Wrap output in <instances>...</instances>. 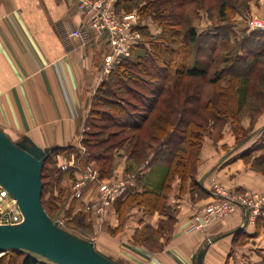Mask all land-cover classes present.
<instances>
[{"label":"crops","instance_id":"crops-1","mask_svg":"<svg viewBox=\"0 0 264 264\" xmlns=\"http://www.w3.org/2000/svg\"><path fill=\"white\" fill-rule=\"evenodd\" d=\"M246 10V16L239 12L229 20L234 36L241 28L247 29L244 19L264 20V0H247ZM229 22L211 24L201 31L197 28L198 34L211 33ZM82 23L69 0H0V127L14 142L27 136L43 149L79 147L93 99L108 77L101 71L108 50L104 38L91 32L89 41L83 43L63 35ZM263 132L264 114L245 143L238 144L230 128L212 144L205 142L193 178L185 187L176 178L165 200L172 215L146 211L138 205L121 208L130 193L119 199L103 224L106 232L100 249L94 242L97 251L128 264H196L195 257L202 250L203 264H234L237 259L247 264L264 263V223L261 219L250 223L243 211L203 231L182 233L199 207L213 201L211 175L230 191L264 192V174L256 172L248 160ZM127 162L125 158L119 169L114 166L113 176H122ZM152 168L148 161L137 171L149 177ZM159 178L152 175L150 184ZM97 190L93 184L87 186L84 204L96 197ZM144 191L138 185L133 192ZM169 222L172 227L160 238L162 244L148 247V239L132 243L143 228L156 231ZM117 230L118 236H111Z\"/></svg>","mask_w":264,"mask_h":264},{"label":"trees","instance_id":"trees-1","mask_svg":"<svg viewBox=\"0 0 264 264\" xmlns=\"http://www.w3.org/2000/svg\"><path fill=\"white\" fill-rule=\"evenodd\" d=\"M149 1L151 3L156 2V0ZM128 2L130 0H120L117 8L119 5H125ZM228 5L226 1L220 4L221 16L226 15ZM168 9H172L170 3L166 5L165 9L157 5L154 15H160L159 19L163 20L162 25L171 39L163 37L155 39L150 44V49L145 50L146 53L143 56L140 55L135 60L133 58L125 59L116 65L110 72L109 79L100 86L94 97L90 117L86 123L87 127L88 122L97 119L107 122L105 126L118 127L121 133L128 130L137 132L136 134L150 125L149 134L153 141L158 144L163 141L149 160V164L153 166L151 175L145 177L138 171L133 173L137 178L138 185L143 186L145 191L130 193L120 205L121 208L138 205L146 211L157 210L171 192L176 178L182 181L193 178V168L198 163L200 150L207 132L205 127L209 122V118L203 115L204 112H210L214 121H233L236 126L235 135L239 138L243 133L239 114L245 100L250 98L255 101L258 107L264 109V92H256L255 86L252 84L253 77L258 73L261 60L264 59V31L251 32L244 37L240 46L243 52L242 57L235 58L232 54L224 57L223 61L228 66L221 71L223 74L215 72L210 78V84L214 85L216 89L214 101L210 99L206 104L201 105L202 85L191 83L204 80L207 77L209 66L212 65L218 51L219 42L221 40L231 42V24L229 20H226L229 23L216 28L214 33L205 35H199L196 28H190L184 36L187 40L181 42V40L178 41V38L182 37L181 30L178 29L180 23L170 18L171 14L168 13ZM172 44L180 47L175 48ZM192 46H196L195 61H191L193 59ZM141 74L145 75L146 78L141 79ZM225 74L231 79L228 80L225 87H221L220 82L222 77L226 76ZM183 80H189V83L185 84L187 92L192 88L195 93L186 94L184 105L187 107L179 110L172 106L170 97L165 94L170 93L172 83L173 88L177 89ZM243 85L245 86L243 87ZM251 90L255 91L256 95L251 94ZM240 96L244 98V101L238 99ZM172 102L175 104V100ZM190 105L192 107L189 108ZM218 106H221L223 110H220ZM173 114H177L176 120H173ZM84 135H92L91 139H84L83 141L89 152L88 157L86 156L87 160L84 161L85 163L94 161L100 170L101 179H105L112 171L109 165L113 161V157L109 150L115 146L116 148L120 146L119 142L112 143V138L117 135L98 140L96 135L87 131V128ZM138 138L140 139L141 136L138 135ZM138 146L139 144L134 145L129 151V158L133 160L137 158V162L139 158L147 157L146 150ZM102 147L104 148L103 151H98ZM253 148L250 152L253 150L264 152V132ZM72 152L77 153L74 147H58L53 151L44 165L42 180H44V171L50 160L55 163L54 159L59 154L67 155ZM71 173L74 177V171ZM152 175L160 177L154 185L150 184ZM42 204L49 217L53 219L43 201ZM120 207L119 211L122 215ZM8 253L21 254L23 258L20 264H51L25 251L11 250L4 254L7 255ZM15 257L18 259L17 256Z\"/></svg>","mask_w":264,"mask_h":264},{"label":"rangeland","instance_id":"rangeland-1","mask_svg":"<svg viewBox=\"0 0 264 264\" xmlns=\"http://www.w3.org/2000/svg\"><path fill=\"white\" fill-rule=\"evenodd\" d=\"M164 1L165 0H156V2L154 1V3L153 2L151 3V1L149 0H130V2L126 3L125 5H119L118 8L116 6V13L118 14V16H120V18H122V20L127 21L129 20L128 17L130 18L133 17L135 19H132V20H135L136 22H138L137 30L140 34L141 43H140L139 48H137L133 52V55H132L133 60L137 59V57L140 55L143 56L146 53L145 50L150 49V44L153 43L155 39H161V37L171 39V36L169 35V33H167V30L162 25L163 20L159 19L160 15L159 16L154 15V10L157 5H160L162 9H165L166 5H169V3L170 5H172V9H168L169 10L168 13L172 15V16L170 15V18H172V20H174L177 23L178 22L180 23L179 24L180 28L178 29L181 30L182 37H179L178 41L181 40V42L183 41L185 42L187 40V38H185L184 36H185L186 31H188V29L190 28H196V29L198 28L199 31H201L204 28L207 29L211 24L215 25V24L224 22L226 20H231L239 13V11H241L243 16H246V12H247L246 0H168L167 2L166 1L164 2ZM224 1H226L229 4L226 10V15H225L226 17L225 16L223 17L220 15V4ZM244 20H246V24H247L248 19H244ZM244 20L242 19V22H244ZM260 20H263V19H260ZM198 29H197V32H198ZM263 31H260V32H263ZM211 32L214 33L215 31H211ZM238 32L240 34L235 35V36L231 34L230 36L231 42L228 40L227 41L221 40L219 42L218 51L215 54V58L212 62V65L209 66V73L207 77L204 80H199L197 82L193 81L191 83V84L200 83L202 85L203 94H202V98L200 102L201 105L206 104L210 99L214 101L213 97H214L216 89L214 85L210 84V78L213 76L215 72H221L222 70H224L225 67L228 66V64L223 61L224 57L229 56L230 54H232V56L235 58L236 57L240 58L243 56V52L241 51L240 46L243 42L244 37L248 35L250 31L248 29L241 28V30H238ZM233 39H236V40L234 41ZM172 43L174 42L172 41ZM172 45L175 48L180 47L179 45H176V44H172ZM195 48L196 46L191 47V53L193 54L192 55L193 59L191 61H195L194 60ZM109 74H108L107 79H109ZM221 74L223 73L221 72ZM140 77L141 79L146 78V76L142 74ZM253 78L254 79H253L252 84H254L255 86L254 90L256 92L257 91L264 92V59L261 60V64L258 67V73ZM229 79H231V77H228L227 75L222 77V80L220 82L221 87H225ZM186 83H189V80H183V82L180 83L177 89L173 88L172 86L173 83H172L170 85L171 86L170 93L167 92V94H165L167 97L168 96L170 97V103L171 104L173 103L172 106L175 108H178L179 110L183 109L186 106L184 105L186 94L188 93L189 95H192L195 93L192 88L189 90V92H187V87L185 85ZM167 86L169 85L167 84ZM244 86L245 85H243V87ZM255 91L251 90L250 92L251 94H253ZM254 95L256 94L254 93ZM238 99H240V101H244L243 100L244 98H242L241 96ZM173 100H175V104L176 103L178 104L175 105L174 102H172ZM263 100H264V97H263ZM190 107L192 106L190 105L189 108ZM218 107L220 108V110H223L221 106H218ZM241 108L242 109H241L239 116H240V125L243 128V133L240 135L239 138L236 137L238 144L245 143L247 141L249 134L252 132V129L259 123L261 116L264 114V109H261L260 107H258L257 104H255V101H252L250 98L245 100ZM209 113L204 112L203 114L209 118V122L206 124V127H205V130L207 132L203 140V145L201 147V150L205 142H206L205 145H210L212 144V140H216L220 138L222 135L221 132L226 128L227 129L230 128L233 134L235 135L236 126L233 121L231 122L218 121V120L214 121L211 113L210 114ZM176 117H177V114L172 115L173 120L174 119L176 120L177 119ZM105 125H107V122H102V121H98L97 119H92L90 122H88L87 127H85V130L87 128V131L91 132V134L93 133V135H96V139L98 140L105 139V137H108V136L112 137L111 135H117L115 138H112V143H115V142L120 143L119 147L116 148L115 146V148H111L109 150V153L113 157V161L109 165L112 168V171L110 175L107 176L105 179H101L102 181L104 180L112 181V180L125 178L129 175H133V173L137 171V168L145 166V164L154 155L155 150L159 148L160 145L163 143V141H161L158 144L155 141H153V139L150 137L151 135L149 134L150 133L149 124H148L149 125L148 127L146 126L145 129L142 130L141 132H138V134H136L137 132L134 133L128 130L121 133L118 127L105 126ZM138 135L141 136L140 139L138 138ZM91 137L92 135L85 136L83 134L79 147L75 148L77 153L72 152V153H68L67 155L59 154L54 159L55 163H52L53 160H50L48 162V164L46 165V170L44 171V180H42L44 182L42 201L45 203L46 207L48 208L50 215L53 217V220L57 221L60 227H62L63 229L83 239L96 242L97 248L100 249L99 242H101L102 236H104L106 232L105 229H103V224H105V221L109 218V215H111L110 212H112L111 210L113 209V206L110 207L109 214L104 218L98 213H96L95 211L88 212L87 206H89L90 204H92L93 202H96L98 199L101 198L102 195H100L99 190H97L98 193L96 197L92 199V201L89 200L88 201L89 203L87 202L84 204V198L86 195L85 193H86L87 187H84L80 191L79 196L77 197L76 195L78 192H76L74 188L75 183H76V176L72 177L71 175L72 174L71 172L74 171L73 168L68 171H64L60 167V160H62V158H65V157L68 158V160L71 158H78V157H83V160L85 159L87 160L86 156L88 157L89 152L87 148L85 147V145L83 144V141L84 139H91ZM138 144H139L138 147H141V149L146 150L145 153H147V157L146 158L141 157L139 158L137 162L136 160L137 158L134 160L129 158V151L134 147V145H138ZM103 149L104 148L102 147V149L98 151L102 152ZM125 158H127L128 162H127L125 170L122 172L123 175L113 176L114 166L117 169H119V167L122 166ZM248 160L252 162L253 169L256 172L264 174V152L263 151H253V153L248 158ZM88 164L93 165L94 168L100 173V170L94 161H91ZM196 168H197V165L193 168V172H192L193 175L195 174ZM140 174H143V171H140ZM189 180L190 179H188V181ZM188 181H182L183 183L182 186L185 187V184ZM93 185L97 187L96 184H93ZM223 187L226 188L225 186ZM234 192H237V191H234ZM249 192L259 193V194L264 193V192H255V191L253 192L252 191H241L237 193L244 194V193H249ZM207 205L208 204L199 207L198 210L203 209ZM0 206L4 211L9 212L11 214L13 222L19 223L22 221V215L16 203L11 197L5 198L2 200L0 199ZM157 210L162 215H170V214L172 215V210L170 209L169 206H167L166 201H164L163 204L160 205ZM222 220H219V221H222ZM215 222H218V221H215ZM262 222L264 223L263 220ZM171 227H172V222H169L168 225L164 224L163 226H161V228H159V230H156V231L152 230L150 227H145L143 228L140 236L138 238H134L132 243L134 242L135 244H140V242H144L143 240L148 239L150 243L149 245L147 244L148 247L152 246L154 248L156 247V245L162 244L160 242V238L164 237L165 232L170 230ZM119 230L111 232V236L113 237L118 236L120 232ZM15 256H17L18 259H15L16 258ZM22 258L23 256H21V254L18 255V254L8 253L7 255H5L4 253H1L0 254V264H20V262L22 261ZM113 260H115L114 262H116L117 264H128L122 259L119 260L116 257L113 258ZM234 264H247V263H244L240 259H237V260H234ZM248 264H251V263H248ZM257 264H264V263L261 262Z\"/></svg>","mask_w":264,"mask_h":264},{"label":"built area","instance_id":"built-area-1","mask_svg":"<svg viewBox=\"0 0 264 264\" xmlns=\"http://www.w3.org/2000/svg\"><path fill=\"white\" fill-rule=\"evenodd\" d=\"M76 11L82 16L83 23L79 29L66 31L63 35L68 39H80L86 43L90 39L91 32L102 37L108 44V50L102 57L101 71L109 74L116 65L125 59L132 58L133 52L139 48L140 34L138 22L133 17L125 21L116 13V6L120 0H69ZM250 32L264 30V21L251 18L247 22ZM60 167L64 171L73 168L76 176L75 191L77 197L80 191L89 184H96L101 196L96 202L87 206V211H95L103 218L109 214L110 207L129 193L137 190L138 182L135 175H129L117 180H104L93 165L85 163L83 157L62 158ZM210 192L213 201L203 209L198 210L182 229V233L191 234L203 231L212 222L243 211L247 214L250 223H257L259 219L264 221V193L239 194L227 190L218 181L215 175L209 177ZM10 198V195L0 187V199ZM15 202V201H14ZM16 203V202H15ZM17 205V204H16ZM18 207V206H17ZM9 217L6 218L5 216ZM15 224L11 214L0 206V225Z\"/></svg>","mask_w":264,"mask_h":264},{"label":"water","instance_id":"water-1","mask_svg":"<svg viewBox=\"0 0 264 264\" xmlns=\"http://www.w3.org/2000/svg\"><path fill=\"white\" fill-rule=\"evenodd\" d=\"M57 148L43 149L27 136L14 142L0 127V187L22 215L19 223L0 225V254L25 251L51 264H117L97 251L94 242L63 229L47 214L42 172ZM204 254L198 253L196 264H203Z\"/></svg>","mask_w":264,"mask_h":264}]
</instances>
